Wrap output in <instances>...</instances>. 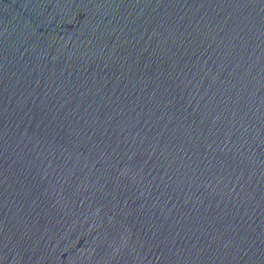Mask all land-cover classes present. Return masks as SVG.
Masks as SVG:
<instances>
[{"label": "water", "instance_id": "1", "mask_svg": "<svg viewBox=\"0 0 264 264\" xmlns=\"http://www.w3.org/2000/svg\"><path fill=\"white\" fill-rule=\"evenodd\" d=\"M0 264H264V0H0Z\"/></svg>", "mask_w": 264, "mask_h": 264}]
</instances>
